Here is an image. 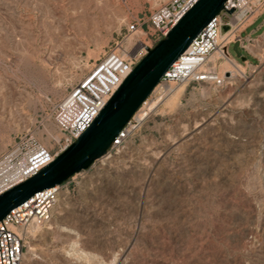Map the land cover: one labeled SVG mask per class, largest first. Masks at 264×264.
<instances>
[{
  "label": "rangeland",
  "instance_id": "rangeland-1",
  "mask_svg": "<svg viewBox=\"0 0 264 264\" xmlns=\"http://www.w3.org/2000/svg\"><path fill=\"white\" fill-rule=\"evenodd\" d=\"M166 3L0 0V153L26 134L55 151L57 105ZM228 51L244 68L223 88L156 86L122 146L77 173L53 220L26 232L23 264H264V51L253 66Z\"/></svg>",
  "mask_w": 264,
  "mask_h": 264
},
{
  "label": "built area",
  "instance_id": "built-area-1",
  "mask_svg": "<svg viewBox=\"0 0 264 264\" xmlns=\"http://www.w3.org/2000/svg\"><path fill=\"white\" fill-rule=\"evenodd\" d=\"M197 2L167 0L165 5L151 11L147 20L137 19L127 26L122 40L115 48L108 51L57 105L54 123L64 135V141L58 142L57 149L52 151L26 134L17 137L12 145L0 153V195L33 177L69 148L90 126L104 104L118 90V86L132 73L135 65L148 54L147 51L162 40L169 29ZM230 10L232 13L228 14ZM263 11L264 0H228L225 10L202 29L157 87L169 82L206 84L216 89L225 87L232 74L224 72L219 75L214 68L216 65L212 56L224 50L232 58L227 50L236 42L237 33ZM145 24L148 25L144 32L147 41L137 40L131 50L126 51L123 45L134 33L142 31ZM131 122L115 138L110 150L122 146ZM76 175L62 185L37 193L0 222V264H23L26 232L33 227L47 226L53 220L62 193Z\"/></svg>",
  "mask_w": 264,
  "mask_h": 264
},
{
  "label": "water",
  "instance_id": "water-1",
  "mask_svg": "<svg viewBox=\"0 0 264 264\" xmlns=\"http://www.w3.org/2000/svg\"><path fill=\"white\" fill-rule=\"evenodd\" d=\"M227 1L198 0L186 11L165 37L135 65L132 73L118 86V90L104 104L90 126L69 148L33 177L0 195V222L37 193L66 183L71 177L86 171L94 162L103 158L115 138L152 95L169 68L185 53L202 29L225 10ZM227 13L231 14L232 10ZM237 47L236 41L232 51L244 62L245 58Z\"/></svg>",
  "mask_w": 264,
  "mask_h": 264
},
{
  "label": "crops",
  "instance_id": "crops-1",
  "mask_svg": "<svg viewBox=\"0 0 264 264\" xmlns=\"http://www.w3.org/2000/svg\"><path fill=\"white\" fill-rule=\"evenodd\" d=\"M237 35V50H240L242 55L244 54L246 56L244 57L245 61L243 63L253 66V63L257 61L259 52L264 51V11L253 19L252 22L242 28ZM233 44L234 43H232L228 49L233 46Z\"/></svg>",
  "mask_w": 264,
  "mask_h": 264
},
{
  "label": "bare ground",
  "instance_id": "bare-ground-1",
  "mask_svg": "<svg viewBox=\"0 0 264 264\" xmlns=\"http://www.w3.org/2000/svg\"><path fill=\"white\" fill-rule=\"evenodd\" d=\"M220 58H223V60L218 62V60ZM212 60L215 63V65H217V66H223L225 68L224 69L225 72H229L231 74L233 72L238 73V74L239 73H241V74L243 73V68L244 67L242 68V66L239 63H237V61L235 62L232 58H230L227 55L226 51H224V50L222 52L219 51L218 53L214 54L212 56Z\"/></svg>",
  "mask_w": 264,
  "mask_h": 264
}]
</instances>
